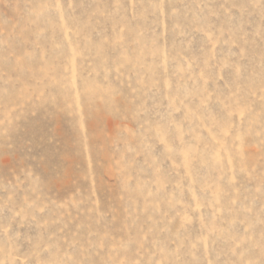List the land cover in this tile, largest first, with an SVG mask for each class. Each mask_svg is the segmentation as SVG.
I'll list each match as a JSON object with an SVG mask.
<instances>
[{
  "label": "rangeland",
  "instance_id": "rangeland-1",
  "mask_svg": "<svg viewBox=\"0 0 264 264\" xmlns=\"http://www.w3.org/2000/svg\"><path fill=\"white\" fill-rule=\"evenodd\" d=\"M0 264H264V0H0Z\"/></svg>",
  "mask_w": 264,
  "mask_h": 264
}]
</instances>
